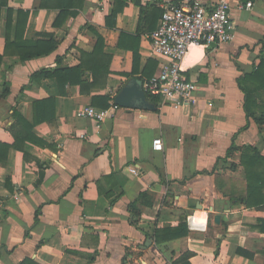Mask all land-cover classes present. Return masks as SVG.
<instances>
[{
    "label": "crops",
    "instance_id": "1",
    "mask_svg": "<svg viewBox=\"0 0 264 264\" xmlns=\"http://www.w3.org/2000/svg\"><path fill=\"white\" fill-rule=\"evenodd\" d=\"M164 1L174 0H6L1 8L0 264H264V161L242 151L257 146L264 157V124L250 119L242 130L238 85L264 59V0H231L235 39L189 49L190 101L174 108L147 95L155 110L119 106L100 125L78 115L93 96H109L111 106L130 79L145 83L170 62L150 39ZM51 38L54 52L20 59L19 41ZM99 38L111 58L105 87L83 94L64 80H31L40 69L80 65ZM49 99L56 121L34 125L45 145L27 141L25 157L13 147L14 109L33 124L35 102ZM232 146L239 150L227 156ZM185 218L186 236L157 242V230Z\"/></svg>",
    "mask_w": 264,
    "mask_h": 264
},
{
    "label": "built area",
    "instance_id": "2",
    "mask_svg": "<svg viewBox=\"0 0 264 264\" xmlns=\"http://www.w3.org/2000/svg\"><path fill=\"white\" fill-rule=\"evenodd\" d=\"M249 2L247 7H251ZM162 16L158 28L150 35L151 47L156 54L170 60L160 73L143 83L147 95L157 97L162 104L174 108L192 99L196 85L189 81L183 69V60L192 46L217 47L235 39L231 22V0H218L211 7L202 0H174L161 3ZM119 106L113 102L109 108L87 106L78 113L100 125L113 117ZM153 149L163 150L162 140H153Z\"/></svg>",
    "mask_w": 264,
    "mask_h": 264
},
{
    "label": "trees",
    "instance_id": "3",
    "mask_svg": "<svg viewBox=\"0 0 264 264\" xmlns=\"http://www.w3.org/2000/svg\"><path fill=\"white\" fill-rule=\"evenodd\" d=\"M141 5L140 1H137ZM6 5V0H0V11L3 6ZM142 8V7H141ZM12 12L9 9V13ZM116 11L113 13V19L116 18ZM13 46V45H12ZM18 48V55L20 59L25 62L34 57H39L54 52L57 49L58 43L51 38L47 41L37 40L34 42H22L19 41L16 44ZM10 42L7 36L6 53L9 52ZM102 41H99L96 45L95 50L92 53H81V63L74 68H46L40 69L31 76V80H37L40 78H56L61 81L64 80L66 84L79 85L81 88V93L90 94L91 89L105 87L107 78L110 74V57L102 53ZM4 55H0V67L3 62ZM92 77V81L89 82L88 77ZM239 88L245 94L244 109L247 116V124L242 129L245 130L249 127L250 119H254L257 125L264 124V59H262L260 65L252 70L251 72H246L238 80ZM9 92L8 88H5L4 93ZM157 99V97H156ZM156 99L152 101L157 105ZM158 100V99H157ZM111 98L109 96L95 95L93 96V105L97 108L106 109L110 107ZM35 114L34 123L31 124L26 121L21 114L14 109V125L12 126V133L15 138L13 147L22 151L27 157V152L25 150V143L30 141L34 144L45 145L44 142L37 136L32 134V128L34 125L47 121L50 124H54L56 121L55 115V100H42L37 101L34 104ZM8 149H5L7 151ZM239 147L232 146L228 150L227 156H231ZM1 151V150H0ZM243 158L258 159L264 161V157L259 151L257 146H245L243 148ZM4 154V153H3ZM7 154V153H6ZM146 194H143L141 198H145ZM133 210V215L137 218L140 217L141 211L136 209V204L131 206ZM39 211L36 212V219L38 218ZM165 237H161L162 235ZM188 234V226L185 220L179 224L176 228L166 227L163 230L156 231L157 242L169 241L171 239H176L179 237L186 236ZM188 258L187 255L181 257L177 262ZM23 264V263H22Z\"/></svg>",
    "mask_w": 264,
    "mask_h": 264
},
{
    "label": "water",
    "instance_id": "4",
    "mask_svg": "<svg viewBox=\"0 0 264 264\" xmlns=\"http://www.w3.org/2000/svg\"><path fill=\"white\" fill-rule=\"evenodd\" d=\"M115 103L124 108H139L155 110L156 104L150 102L143 88L141 80L132 78L125 84L114 97ZM221 217L215 216V223H219Z\"/></svg>",
    "mask_w": 264,
    "mask_h": 264
}]
</instances>
